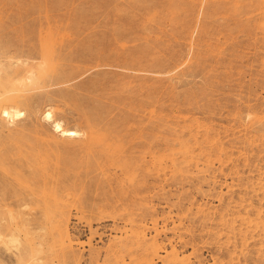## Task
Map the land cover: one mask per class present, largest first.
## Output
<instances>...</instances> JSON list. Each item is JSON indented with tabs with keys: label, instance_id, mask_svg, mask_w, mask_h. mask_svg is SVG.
Returning <instances> with one entry per match:
<instances>
[{
	"label": "rangeland",
	"instance_id": "obj_1",
	"mask_svg": "<svg viewBox=\"0 0 264 264\" xmlns=\"http://www.w3.org/2000/svg\"><path fill=\"white\" fill-rule=\"evenodd\" d=\"M0 54L52 76L0 88V264H264V0H0Z\"/></svg>",
	"mask_w": 264,
	"mask_h": 264
},
{
	"label": "bare ground",
	"instance_id": "obj_2",
	"mask_svg": "<svg viewBox=\"0 0 264 264\" xmlns=\"http://www.w3.org/2000/svg\"><path fill=\"white\" fill-rule=\"evenodd\" d=\"M18 47V46H17ZM20 50V49H19ZM24 51V50H23ZM16 52V51H15ZM31 52V51H30ZM45 52V51H44ZM22 54V53H21ZM49 54V53H48ZM1 55V54H0ZM9 55V54H8ZM19 55V54H18ZM37 55V54H36ZM43 55V54H42ZM50 55V54H49ZM6 56V54L4 55ZM16 56V55H15ZM11 57V56H9ZM14 57V56H13ZM26 57V56H25ZM24 58V57H23ZM34 58V57H33ZM37 58V57H36ZM4 59V58H3ZM42 59V58H40ZM44 59V58H43ZM35 60V58H34ZM11 61V60H10ZM5 62H8V61H5ZM4 62V63H5ZM19 63H22L23 62H19ZM18 62H16V68H14V70H5L2 66V64L0 63V88L2 89V93H9L14 90L15 87H17L16 85H22L25 86V90H30V89H33L34 88H41L42 87V83L44 80H49L52 76L46 72V70L43 68V67H40V66H37V65H34L33 63H31L30 61L29 62H26L23 66H21ZM10 64V62H9ZM12 64V63H11ZM46 65V64H45ZM8 67V66H6ZM47 67H50V66H47ZM46 67V68H47ZM52 68V67H51ZM10 69V68H9ZM52 71V69H49ZM57 70V69H56ZM55 70V72H56ZM58 72V70H57ZM60 73V71H59ZM55 79V78H54ZM57 79V78H56ZM59 80V79H58ZM14 87V88H13ZM20 88V87H18ZM21 91V90H20ZM0 92V96L2 94ZM18 94V93H17ZM3 98V97H2ZM1 98V99H2ZM14 98V97H13ZM12 98V99H13ZM20 100V99H19ZM17 101V100H16ZM21 101V100H20ZM22 102V101H21ZM20 102V103H21ZM5 103V102H4ZM3 103V104H4ZM3 107V106H2ZM52 114V113H51ZM49 112L46 113L45 115H43L45 118H49L52 116ZM0 116L3 118H7V119H10L11 121H14V120H17V119H20L22 116H24V113L19 110L17 107H12V106H9V107H3L1 108L0 110ZM3 118V119H4ZM52 120V119H51ZM85 123V121H84ZM54 126L55 128H57L58 130H60L66 138H69L70 140L71 139H75L77 136L80 135L79 131L76 130V129H73V128H67V127H64L62 125V123L59 121V120H55L54 121ZM88 130V128H86ZM85 129V130H86ZM86 130V131H87ZM92 131V129H91ZM91 134V133H90ZM89 134V135H90ZM88 136V134H87ZM80 139V138H79ZM85 139V138H84ZM86 140V139H85ZM84 140V141H85ZM68 142V141H67ZM80 142V141H79ZM73 147V146H72ZM80 147V146H79ZM174 264H177V262H175L174 260Z\"/></svg>",
	"mask_w": 264,
	"mask_h": 264
}]
</instances>
